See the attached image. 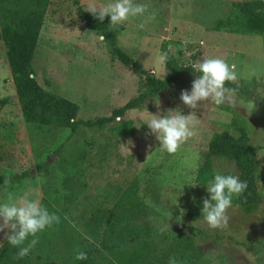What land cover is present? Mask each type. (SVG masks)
Returning <instances> with one entry per match:
<instances>
[{"label":"rangeland","instance_id":"rangeland-1","mask_svg":"<svg viewBox=\"0 0 264 264\" xmlns=\"http://www.w3.org/2000/svg\"><path fill=\"white\" fill-rule=\"evenodd\" d=\"M240 1L246 0H134L147 4L155 20L141 29L142 18H131L114 30L117 44L158 78L168 72L165 64L157 63L160 54L177 58L182 73L139 108L125 111L103 128L82 127L75 133L23 120L0 40V175L31 174L0 184V203L7 202L9 193H27L60 217L58 224L38 233V243L26 257L16 259L19 248L8 245L10 264H77V251L101 262L107 256L102 234L110 212L112 220L119 214L137 226L156 264H169L170 258L176 264H264V30L227 28L238 16L233 2ZM106 2L50 0L32 57L39 84L77 103V118L84 120L108 116L147 88L144 75L117 59L82 17L90 3ZM2 5L14 6L11 0ZM215 57L234 66V83L248 90L247 95L236 93L234 104L219 107L210 100L201 102L193 110L199 120L196 134L174 155L162 151L155 136L147 134L146 124L135 125L158 111H192L180 100L181 91H190L199 75L195 59ZM124 121L131 122L134 133L123 131ZM223 130L246 136L256 159L262 149L256 171L260 201L250 213L232 203L229 226L212 230L201 214L207 184L201 185L196 175L207 159L212 134ZM211 164L214 174L237 176L235 165L226 159L213 157ZM158 223L170 226L161 233ZM6 244L0 233V247Z\"/></svg>","mask_w":264,"mask_h":264},{"label":"trees","instance_id":"trees-1","mask_svg":"<svg viewBox=\"0 0 264 264\" xmlns=\"http://www.w3.org/2000/svg\"><path fill=\"white\" fill-rule=\"evenodd\" d=\"M3 1L0 0V15H5L4 17L1 15L0 40L5 48L22 118L27 123L68 128L71 133L79 131L82 127L103 128L116 117L122 116L125 111L139 108L147 97L168 89L182 73L183 66L178 59L167 56L165 63L167 75L163 78L154 76L142 67L138 59L132 58L119 47L114 30H109L110 17L106 16L103 21H99L90 12L83 10L81 14L87 26L105 37L116 58L125 66L132 67L139 74L144 75L147 88L123 105L113 108L108 116L85 120L77 118L78 104L66 97L48 92L34 75L32 57L50 0H11L14 6L6 9L3 8ZM233 7L238 16L237 19L228 22L227 28L232 31L256 33L264 30V0L233 2ZM243 18L245 26H243ZM225 87L235 89L236 93L243 97L248 92L234 82L226 83ZM6 100L7 98L2 101ZM123 125L125 133H134L135 128L131 122L124 121ZM213 157L232 162L237 169V176L241 181L247 182L248 187L245 192L238 197L234 196L232 203L237 204L245 213L257 209L260 201L256 183L257 159L254 147L246 136H234L225 130L212 134L208 144L207 159L196 175V180L201 185H206L214 178L211 164ZM27 175L31 174L24 171L16 175H0V184L5 183L6 177H10L11 180H21ZM124 197L127 200V197ZM130 204L131 202L128 201L127 206ZM112 216L110 212V218L105 220L103 225L102 245L107 256L104 255L101 262L87 258L78 260L77 264H156L149 241L138 234L137 226L130 220H121L119 214H116L113 220ZM8 245L10 244L7 242L0 247V264H10Z\"/></svg>","mask_w":264,"mask_h":264},{"label":"clouds","instance_id":"clouds-1","mask_svg":"<svg viewBox=\"0 0 264 264\" xmlns=\"http://www.w3.org/2000/svg\"><path fill=\"white\" fill-rule=\"evenodd\" d=\"M147 4H138L134 0H107L104 4L90 3L86 11L90 12L96 19L103 21L105 17H110L109 30H115L122 26L131 18H142L139 28L155 20V12L148 13ZM101 40L105 39L103 35ZM167 55L160 54L157 63L165 64ZM194 72L199 73L191 84V90H182L180 100L190 111L187 115L181 112L173 113L168 110V114L150 113L146 118H141V122L135 126L141 127L146 124L150 135H154L159 141L162 151L174 155L183 144L196 134V127L199 124L196 113L193 111L204 101H211L219 107L225 103H235V89L225 87L228 82L237 80L234 66H230L225 59L203 58L202 61L193 63ZM157 109L160 103H156ZM262 149L257 153V159L261 157ZM11 178L6 177L5 183H10ZM193 184L192 186H195ZM246 181H241L236 175H226L216 172L214 178L209 180L206 191L209 194L203 199L201 214L203 222L207 228L226 229L229 226L230 216L228 209L232 207L234 196L242 195L247 189ZM261 207H264L262 205ZM60 222V217L55 212H50L47 207L41 204L38 198H29L26 193L22 196H13L9 193L7 202L0 203V233L13 247H18L16 259L26 257L38 243V233L51 228ZM170 225L156 227L163 233ZM29 237L32 239L29 240ZM76 260H86L87 253L77 251L74 257ZM248 259L254 261V257L248 253ZM169 264H176L175 258L169 259Z\"/></svg>","mask_w":264,"mask_h":264},{"label":"water","instance_id":"water-1","mask_svg":"<svg viewBox=\"0 0 264 264\" xmlns=\"http://www.w3.org/2000/svg\"><path fill=\"white\" fill-rule=\"evenodd\" d=\"M198 61H201V60L196 58V59H195V62H198ZM14 100H15V101H18L17 97H14ZM52 158H54V155L51 156V159H52Z\"/></svg>","mask_w":264,"mask_h":264}]
</instances>
